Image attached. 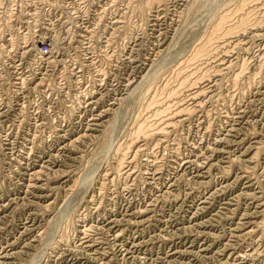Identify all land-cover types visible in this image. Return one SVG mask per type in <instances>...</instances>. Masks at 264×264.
<instances>
[{
  "label": "rangeland",
  "instance_id": "obj_1",
  "mask_svg": "<svg viewBox=\"0 0 264 264\" xmlns=\"http://www.w3.org/2000/svg\"><path fill=\"white\" fill-rule=\"evenodd\" d=\"M142 1L0 0V264H264V152L256 154L264 145V0H244L243 13L240 0H166L146 10ZM229 12L233 21L248 13L263 30L243 34L225 55L199 56ZM217 66L211 83L186 87L209 88L206 108L192 107L184 91L169 98L182 77L190 85ZM179 101L191 109L173 119L170 136L153 137L148 155L130 150L119 172L118 151L136 124H166Z\"/></svg>",
  "mask_w": 264,
  "mask_h": 264
},
{
  "label": "bare ground",
  "instance_id": "obj_2",
  "mask_svg": "<svg viewBox=\"0 0 264 264\" xmlns=\"http://www.w3.org/2000/svg\"><path fill=\"white\" fill-rule=\"evenodd\" d=\"M136 1V0H135ZM139 1V0H138ZM144 1V6H143V8L142 9H144L145 8V10H146V7H149V8H151L152 6H155L156 4H158L159 6L160 5H165V2H166V0H143ZM142 1V2H143ZM194 1V0H193ZM196 1V0H195ZM250 1V0H249ZM252 2H253V0H252ZM255 2V1H254ZM132 3V2H131ZM134 3H136V2H134ZM140 3H141V1H140ZM247 3H248V1L246 2V1H241L240 0V3L238 4V5H236L237 7L235 8L236 9V11L238 12V11H241V10H244L245 8L247 9V7H246V5H247ZM139 4V3H138ZM191 4V3H190ZM249 4V3H248ZM251 4V3H250ZM189 5V4H188ZM187 5V6H188ZM228 5V4H227ZM138 7H139V5H137ZM186 6V5H185ZM189 8H191V10H192V6L191 7H188V9ZM251 8V7H250ZM141 9V10H142ZM190 10V9H189ZM253 10V9H252ZM252 10H249L250 12L252 11ZM255 10V9H254ZM249 11H246V12H248L249 13ZM7 12V11H6ZM11 12V11H10ZM9 12V14H11ZM16 12V11H15ZM189 12V11H188ZM226 12V11H225ZM235 12V11H234ZM233 12V13H234ZM242 12V11H241ZM222 13V12H221ZM233 13H226V14H224V15H221V17H219L220 19H219V21H218V26L216 25L214 28H215V31L213 32V37L211 36L210 38H206L207 40H205V41H203V44L202 43H200V44H202L200 47H199V49L197 50V48H195L197 51H198V55L199 56H204L205 57V59L206 60H211L212 58H217L216 56L219 54V53H221V54H224L227 50H228V48L227 47H229L230 46V43L231 44H234L235 46H242L243 45V40H244V38H243V34H246V35H248L247 33H249V32H251V31H255V30H257V31H262L263 30V28H262V25H261V22H258L259 24H254L253 25V27H252V25H250L249 24V19H247V18H245L246 17V15H248V13H246V15H245V17H243V18H241V20H238L237 18V20L238 21H236V20H234V21H236V22H234L232 19H230L229 18V16L231 17V14L233 15ZM236 13V12H235ZM243 13V12H242ZM252 14L254 13V12H251ZM251 13H250V15H251ZM235 15V14H234ZM239 15H241V14H239ZM249 15V16H250ZM255 15V14H254ZM11 16V15H10ZM219 16V15H218ZM236 16V15H235ZM241 17H242V15H241ZM9 18V17H8ZM235 18V17H234ZM233 18V19H234ZM249 18V17H248ZM217 19V18H216ZM229 19L230 20H232L233 22H234V24H233V22H228L229 21ZM7 20V19H6ZM253 20H255V19H253ZM6 22V21H5ZM115 22H116V20H115ZM216 22V21H215ZM228 22V23H227ZM254 21H252V23H253ZM1 23V22H0ZM230 23H232L231 25H229ZM7 24V23H6ZM228 24V25H227ZM4 25V24H3ZM251 26V28H249ZM132 29V28H131ZM165 31V30H164ZM211 31H213V30H211ZM3 32V31H2ZM167 32V31H166ZM5 33V32H4ZM208 36L210 35V34H207ZM260 35V34H259ZM204 36H206V35H204ZM261 36V35H260ZM2 37V36H1ZM231 39H234V42H232L231 41ZM213 40H216L217 41V44L215 43V45H214V42H213ZM17 41V40H16ZM215 41V42H216ZM244 44H245V42H244ZM110 45V44H109ZM199 46V45H198ZM238 46V47H239ZM18 48V47H17ZM197 51L196 52H194V55L197 53ZM228 52V51H227ZM216 53V54H215ZM228 54V53H227ZM7 55H9V54H7ZM193 55V56H194ZM225 55V54H224ZM52 56V55H51ZM193 56H191V58L193 57ZM227 56V55H226ZM231 56V55H230ZM263 56H264V52H263ZM197 56H195L194 58H196ZM223 57V56H222ZM229 58V57H228ZM107 59V58H106ZM222 59V58H221ZM227 59V58H226ZM225 59V60H226ZM133 60V59H132ZM230 60V59H229ZM189 61V60H188ZM191 61H193V60H191ZM190 61V62H191ZM219 61V60H218ZM221 61V60H220ZM224 61V60H223ZM222 61V62H223ZM153 62V61H152ZM151 62V63H152ZM228 62V61H227ZM231 62H232V60H231ZM239 62H241V61H239ZM152 64H154V63H152ZM183 64V63H182ZM221 64V63H220ZM223 64H225V63H223ZM240 64V63H239ZM238 66V65H237ZM264 66V65H263ZM150 67V66H149ZM162 67V66H161ZM215 67H216V65H215ZM224 67H225V65H224ZM232 67V65H227V71H228V69H230ZM136 68V67H135ZM209 68H211V67H209ZM219 68H221V67H218L217 66V69L215 70H213L212 68L209 70V69H207L203 74H202V76L201 75H199V78H197V80H196V78H194L195 80L194 81H192L193 83L192 84H187V85H185L184 86V81L185 80H188V78H186L185 76L184 77H182V80H181V82H179V85L178 86H176L175 88H173L172 89V91L171 90H169V91H171L170 93H169V98H174V97H176V96H178L182 91H184V93L186 92L187 93V86H191V85H194V84H198V82H199V80H201V79H208V80H210V82H208V83H211V78H213L214 76L216 77V75H219ZM246 67H245V64H244V62L240 65V70L237 72V73H235V75L233 76V81H234V83L236 84V85H238V83L240 84V81H239V79H241V74H242V71H244V69H245ZM197 69V68H196ZM221 69H223V68H221ZM225 69H226V67H225ZM234 69V68H233ZM233 69H232V71H233ZM154 71V70H153ZM152 71V72H153ZM182 71V70H181ZM223 71V70H222ZM221 71V72H222ZM230 71H231V69H230ZM33 72V71H32ZM226 72V71H225ZM184 74V73H183ZM182 74V75H183ZM257 74V73H256ZM256 74H254V75H256ZM191 74H189V76H190ZM222 75V74H221ZM226 75V74H225ZM224 75V76H225ZM144 76V75H143ZM223 76V77H224ZM232 76V75H231ZM187 77H188V75H187ZM214 77V78H215ZM144 78H145V76H144ZM143 78V79H144ZM153 78H155V77H153ZM228 78H229V76H228ZM231 78V77H230ZM230 78H229V80H230ZM20 79V78H19ZM97 79V78H96ZM179 79V78H178ZM23 80H24V78H23ZM23 80L21 81V82H23ZM27 80V79H26ZM29 80V79H28ZM207 80V81H208ZM222 80V79H221ZM224 80V79H223ZM222 80V81H223ZM139 81V80H138ZM137 81V82H138ZM226 81V80H225ZM232 81V82H233ZM27 82V81H26ZM98 82H101V80H98ZM131 82H133V81H131ZM136 82V81H135ZM221 82V81H220ZM220 82H219V85H220ZM29 83V82H28ZM218 83V82H217ZM223 83H224V81H223ZM248 83H249V85H251L252 83H253V79H252V76H249V81H248ZM121 84V83H120ZM140 84V83H139ZM20 85V84H19ZM206 85V84H205ZM211 85V84H210ZM218 85V86H219ZM29 85H27V87H28ZM137 86H138V84L134 87V89L133 90H135L136 88H137ZM208 86V85H207ZM212 86V85H211ZM240 86V85H239ZM22 87V86H21ZM23 87H25V86H23ZM238 87V86H237ZM236 87V88H237ZM87 88V87H86ZM186 88V89H185ZM22 89V88H21ZM240 89V88H239ZM238 89V90H239ZM50 90V89H49ZM94 92V91H93ZM207 92H210L209 91V88L208 87H206V86H199L197 89H195V90H192V91H190V90H188V93H187V97H189L190 99L189 100H192V103L190 104V105H192V107H194L195 109H196V107H198L200 104V107L201 106H203L202 104V96L205 94V93H207ZM218 93V92H217ZM221 93V92H220ZM220 93H219V95H220ZM160 94V93H159ZM168 94V93H167ZM42 95V94H41ZM86 95H88V94H85V97L84 96H82L84 99H82L81 98V100H80V103L81 102H83L84 100H85V102H86ZM103 95H105V94H103ZM158 95V94H157ZM215 95V94H214ZM89 96H90V94H89ZM159 96V95H158ZM92 97V96H91ZM213 97V96H212ZM211 97V98H212ZM89 98V97H88ZM215 98V97H214ZM213 99V98H212ZM122 100V99H121ZM120 100V101H121ZM159 100V99H158ZM158 100H155L154 99V101L153 102H151L150 103V105H155V104H157V102H158ZM91 101V100H90ZM103 101V100H102ZM98 102V101H97ZM217 103V102H216ZM94 104V103H93ZM205 104V103H204ZM82 105V104H81ZM89 105V104H88ZM121 105V104H120ZM176 109H175V111H174V113H173V116H171L168 120H167V122H166V124H165V121L163 122V125H161V123H156L155 125H148V124H146L145 122H142V123H138V124H136L137 126L134 128L135 130H134V132H133V134H132V136L130 137V140L127 142V145L125 146V148H123L122 150H120V151H118V153H119V155L120 156H118V161H117V163H116V165L114 166L119 172H121L122 170H123V165H124V163H126V160L128 159L127 158V156H128V154H129V152H131V151H133V152H136L138 155H148L149 154V152H148V150H149V143L151 142V140H152V138L153 137H155V136H165V137H168V136H170V134L172 133V130H169V127H171V125L172 124H174V125H176L175 124V122L173 121V119L176 117V116H181V113H184L185 111H189L191 108H188V106H186L185 104H183L181 101H179V102H177V104H176ZM203 107H205V106H203ZM119 108H120V106H119ZM118 108V109H119ZM206 108V107H205ZM111 109V108H110ZM113 109V108H112ZM118 109H116V111L118 110ZM121 109V108H120ZM168 109L169 108H166L164 111L166 112V111H168ZM204 109V108H203ZM21 110V109H20ZM113 110H115V109H113ZM123 110V109H122ZM209 110V109H208ZM23 111V110H22ZM108 111H109V108H108ZM212 112V110H209V112ZM225 110H223V112H224ZM5 112V111H4ZM106 112V111H105ZM118 113H119V111H117ZM205 112V111H204ZM107 113V112H106ZM208 113V112H207ZM119 116V115H118ZM224 116V115H223ZM115 117V116H114ZM113 117V118H114ZM97 118H99V117H97ZM102 118V117H101ZM117 118V117H116ZM155 120V119H154ZM153 120V121H154ZM229 120V119H228ZM114 121V120H113ZM223 121V120H222ZM224 122H226V121H224ZM111 123H113V122H111ZM137 123V122H136ZM155 123V122H154ZM222 123V122H221ZM223 124V123H222ZM89 125V124H88ZM118 125V124H117ZM76 126V125H75ZM134 126H135V124H134ZM222 127H224V126H222ZM151 129H154V130H156V132L155 133H153L152 132V130ZM86 134V133H85ZM84 134V135H85ZM224 134V133H223ZM224 136V135H223ZM226 136V135H225ZM66 137V136H65ZM227 137V136H226ZM142 138H144L142 141H144L145 142V144L143 143V145H139V143H140V139H142ZM78 139V138H77ZM221 139V138H220ZM224 139V138H223ZM218 140H219V138H218ZM217 140V141H218ZM72 141V140H71ZM221 141H224V140H221ZM221 141H220V143H221ZM11 142V141H10ZM70 142V141H69ZM79 142V141H78ZM81 142H82V140H81ZM161 142H163V141H161ZM151 143H153V142H151ZM218 143V142H217ZM74 144V143H73ZM155 145L153 146V147H157L158 145H159V143H154ZM162 144V143H161ZM122 145V144H121ZM254 146V145H253ZM151 148V147H150ZM256 148V147H255ZM35 149V148H34ZM131 150V151H130ZM156 150V149H155ZM257 150H258V152H256V154H261V153H263L264 152V145L263 146H257ZM219 151V149L216 151V152H218ZM131 154V153H130ZM30 156V155H29ZM142 156V157H143ZM156 156V155H155ZM137 157V156H136ZM135 157V158H136ZM139 157V156H138ZM147 157V156H146ZM157 158V157H156ZM156 158H155V160H156ZM148 159V158H147ZM71 160H73V159H71ZM135 160H137V159H135ZM134 160V158H133V160L132 161H128L129 163H127L128 164V168L130 167V165L132 164V163H134V165H135V167H134V165H133V167L131 166L130 168H133L134 169V171H135V169L137 168V163L138 162H136ZM149 160V159H148ZM184 160V159H183ZM77 161V160H76ZM157 161V160H156ZM161 161V160H160ZM155 162V161H154ZM192 162H194V161H192ZM48 163V162H47ZM93 163V162H92ZM148 163V162H147ZM157 163V162H156ZM158 164V163H157ZM181 164V163H180ZM50 165V164H49ZM66 165V164H65ZM149 165V164H148ZM156 165V164H155ZM163 165H165V164H163ZM195 165V164H194ZM129 168V169H130ZM142 168V167H141ZM152 168V167H151ZM160 168V167H159ZM161 168H162V166H161ZM179 168H181V167H179ZM138 169V168H137ZM136 169V170H137ZM148 169V168H147ZM155 169H157V168H155ZM166 169V168H165ZM132 170V169H131ZM158 170V169H157ZM163 170H164V168H163ZM180 170V169H179ZM140 171V170H139ZM146 171V170H145ZM144 171V172H145ZM148 171V170H147ZM149 171H151V170H149ZM155 172H157L156 170H154ZM159 171V170H158ZM167 171V170H166ZM40 172H41V170H40ZM40 172H38V174L40 173ZM52 172V171H51ZM66 172V171H65ZM127 172V171H126ZM133 172V171H132ZM136 172V171H135ZM159 172H161V171H159ZM125 173V172H124ZM137 173V172H136ZM168 173H170V172H168ZM36 174V173H35ZM37 174V175H38ZM60 174V173H59ZM63 174H64V172H63ZM126 174H129V173H126ZM132 173L130 172V175H131ZM153 174V173H152ZM163 174V173H162ZM61 175V174H60ZM105 175H108V174H105ZM155 175V174H154ZM153 175V176H154ZM39 176H40V174H39ZM129 176V175H128ZM152 176V177H153ZM160 176V175H159ZM36 177V176H35ZM34 177V178H35ZM137 177V176H136ZM158 177V176H157ZM177 177V176H176ZM135 178V177H134ZM156 178V177H155ZM175 178V177H174ZM78 180V179H77ZM160 180V179H159ZM163 180V179H162ZM39 181H40V179H39ZM76 181V180H75ZM150 181V180H149ZM76 182H78V181H76ZM177 182V181H176ZM79 183V182H78ZM157 183V182H156ZM173 183V182H172ZM175 183V182H174ZM31 184V183H30ZM152 184V183H151ZM154 184V183H153ZM32 185V184H31ZM76 185V184H75ZM171 185V184H170ZM173 185V184H172ZM49 186V185H48ZM164 186V185H163ZM75 187V186H74ZM73 188V187H72ZM76 188V187H75ZM164 188H165V186H164ZM171 188V187H170ZM77 189V188H76ZM78 189H79V186H78ZM103 189V188H102ZM126 189V188H125ZM35 190V189H34ZM39 190V189H38ZM167 191H168V187H167ZM163 192H164V190H163ZM173 192V191H172ZM162 194V193H161ZM164 194V193H163ZM163 194H162V196H163ZM166 194V193H165ZM167 194H170L169 193V191L167 192ZM41 196H43L42 194H40ZM123 196H125V195H123ZM148 196V195H147ZM161 196V197H162ZM34 197H35V195H34ZM37 197V196H36ZM159 197V196H158ZM157 197V198H158ZM42 198V197H41ZM154 198H156V197H154ZM156 198V199H157ZM15 199V198H14ZM127 199V198H126ZM143 199H144V197H143ZM135 200V199H134ZM141 200V199H140ZM154 200V199H153ZM96 201V200H95ZM157 201H158V199H157ZM156 201V202H157ZM136 202V201H135ZM147 202V201H146ZM15 203V202H14ZM33 204H35L34 202H32ZM55 203V202H54ZM127 203V202H126ZM125 203V204H126ZM129 203V202H128ZM132 203V202H131ZM142 203V202H141ZM150 203V202H149ZM152 203V202H151ZM154 203L155 202H153V205H154ZM146 204V203H145ZM9 205V204H8ZM49 205V204H48ZM47 205V206H48ZM138 205V204H137ZM152 205V204H151ZM40 206H42V205H40ZM118 206V205H117ZM131 206V205H130ZM139 206V205H138ZM3 207H5V206H3ZM6 207H7V205H6ZM9 207V206H8ZM99 207V206H98ZM122 207H124L123 205H122ZM137 207V206H136ZM193 207V206H192ZM155 208V205H154V207L152 208V209H154ZM197 208V207H196ZM200 208V207H199ZM198 208V209H199ZM98 209V208H97ZM100 209H101V207H100ZM131 209V208H130ZM147 209V208H146ZM203 209V208H202ZM201 209V210H202ZM115 210V209H114ZM113 210V211H114ZM129 210V209H128ZM132 210V209H131ZM138 210V209H137ZM136 210V211H137ZM143 210H145V209H143ZM98 211H100V210H98ZM97 211V212H98ZM107 211V210H106ZM116 211V210H115ZM122 211V210H121ZM125 211V210H124ZM140 211H141V208H140ZM149 211V210H148ZM203 211H205V209L203 210ZM128 212V211H127ZM134 212V211H133ZM144 212V211H143ZM146 212V211H145ZM150 212V211H149ZM194 212V211H193ZM99 213V212H98ZM107 213V212H106ZM132 212H130V214H131ZM135 213V212H134ZM133 213V214H134ZM201 213V212H200ZM99 214H101V212L99 213ZM108 214V213H107ZM133 214H131L132 216H133ZM140 214H141V212H140ZM144 214V213H143ZM142 214V215H143ZM156 214V213H155ZM193 214V213H192ZM202 214V213H201ZM102 215V214H101ZM100 215V216H101ZM117 215V214H116ZM128 215V214H127ZM130 215V216H131ZM194 215H195V213H194ZM197 215H199V214H197ZM113 216H114V214H113ZM165 216V215H164ZM105 217V216H104ZM121 217V216H120ZM144 217V216H143ZM148 217V216H147ZM150 217V216H149ZM198 217V216H197ZM101 218H103V217H101ZM126 218V217H125ZM130 218V217H129ZM136 218V217H135ZM151 218V217H150ZM150 218H148V220L150 219ZM169 218H170V216H169ZM168 218V219H169ZM203 218V217H202ZM106 219V218H105ZM105 219H104V221H105ZM115 219V218H114ZM124 219V218H123ZM197 219V218H196ZM199 219V218H198ZM208 219V218H207ZM119 220H121V219H119ZM125 220V219H124ZM127 220V219H126ZM145 220V219H144ZM147 220V221H148ZM36 221V220H35ZM107 221V220H106ZM111 221V220H110ZM129 221V220H128ZM142 220H140V222H141ZM196 221V220H195ZM206 221H208V220H206ZM3 222V221H2ZM109 222V221H108ZM118 222V221H117ZM116 222V223H117ZM125 222V221H124ZM134 222V221H133ZM146 222V221H145ZM37 223V222H36ZM113 223V222H112ZM126 223V222H125ZM130 223H132V222H130ZM136 223H138V221L137 222H135V224ZM142 223V222H141ZM164 223V222H163ZM196 223H198V222H196ZM195 223V224H196ZM32 224V223H31ZM106 224V223H105ZM104 224V225H105ZM119 224V223H118ZM134 224V223H133ZM143 224V223H142ZM201 223H199V225H200ZM203 224H205V223H203ZM206 224H208V223H206ZM97 225V224H96ZM138 225V224H137ZM136 225V226H137ZM194 225V224H193ZM198 225V226H199ZM40 226V225H39ZM99 226V225H98ZM115 226V225H114ZM127 226V225H126ZM129 226V225H128ZM139 226V225H138ZM162 226V225H161ZM165 226V225H164ZM166 226H167V224H166ZM165 226V227H166ZM168 226H169V224H168ZM207 226V225H206ZM30 227V226H29ZM28 227V228H29ZM35 227V226H34ZM84 227H87V226H84ZM100 227H102V226H99V228ZM105 227H106V225H105ZM157 227V226H156ZM26 228H27V226H26ZM88 228H91V225H90V227H87V229ZM108 228V227H107ZM112 228H113V226H112ZM118 228H119V226H118ZM168 228V227H167ZM190 228V227H189ZM36 229V228H35ZM104 229H106V228H104ZM126 229V228H125ZM128 229H129V227H128ZM133 229H135V228H133ZM195 230H196V228H194ZM193 229V230H194ZM30 230V229H29ZM83 230H85V228L83 229ZM88 230H90V229H88ZM117 230V229H116ZM130 230V229H129ZM167 230V229H166ZM176 231H177V229H175ZM37 231V230H36ZM121 231V230H120ZM155 231V230H154ZM162 231V230H161ZM172 231V230H171ZM178 231H180V229L178 230ZM189 231V230H188ZM108 232V231H107ZM139 232V231H138ZM152 232V231H151ZM173 232V231H172ZM194 232V231H193ZM192 232V233H193ZM197 231H195V233H196ZM23 233V232H22ZM29 233H30V231H29ZM112 233V232H111ZM121 233H123V232H121ZM136 233V232H135ZM160 233V232H159ZM158 233V234H159ZM166 233H167V231H166ZM171 233V232H170ZM26 234V233H25ZM32 234V233H31ZM38 234V233H37ZM109 234H110V232H109ZM118 234V233H117ZM119 234H120V232H119ZM133 234V233H132ZM145 234V233H144ZM147 234V233H146ZM162 234V233H161ZM174 232H173V236H174ZM187 234V233H186ZM203 234H205L206 235V233H203ZM209 234V233H208ZM24 235V234H23ZM23 235H21V236H23ZM30 235V234H29ZM33 235V234H32ZM40 235V234H39ZM38 235V236H39ZM87 234L85 233V236H86ZM108 235V234H107ZM124 235V234H123ZM136 235V234H135ZM138 235V234H137ZM165 235V234H164ZM163 235V236H164ZM196 235V234H195ZM36 236V235H35ZM38 236H36V238L38 237ZM115 236V235H114ZM120 236V235H119ZM150 236V235H149ZM151 236H153V235H151ZM162 236V237H163ZM91 237H92V235H91ZM124 237V236H123ZM158 237V236H157ZM162 237H161V235H160V238L162 239ZM170 237V236H169ZM193 237V236H192ZM196 237V236H195ZM198 237V236H197ZM35 238V239H36ZM39 238V237H38ZM81 238V237H80ZM89 238V237H88ZM117 238V237H116ZM126 238V237H125ZM134 238H135V236H134ZM147 238H149L148 236H147ZM166 238V237H165ZM106 239H107V237H106ZM114 239V238H113ZM121 239V238H120ZM145 239V238H144ZM150 239V238H149ZM159 239V238H158ZM157 239V240H158ZM31 240V239H30ZM38 240V239H37ZM36 240V241H37ZM124 240V239H123ZM122 240V241H123ZM127 240V239H126ZM153 240V239H152ZM167 240V239H166ZM169 240H171V239H169ZM20 241V240H19ZM32 241V240H31ZM31 241H29V242H31ZM109 242H110V240H108ZM116 241V240H115ZM128 241H129V238H128ZM135 241V240H134ZM146 241V240H145ZM161 241V240H160ZM181 241H182V239H181ZM196 241V240H195ZM85 242V241H84ZM107 242V241H106ZM138 242V241H137ZM152 242V241H151ZM180 242V241H179ZM193 242V241H192ZM16 243V242H15ZM118 243V242H117ZM120 243H122V242H120ZM133 243V242H132ZM148 243H149V241H148ZM147 243V244H148ZM153 243H154V240H153ZM165 243V242H164ZM182 243V242H181ZM29 244H32V243H29ZM113 244V243H112ZM111 244V245H112ZM123 244V243H122ZM135 244V243H134ZM133 244V245H134ZM25 245H27V244H25ZM110 245V244H109ZM114 245V244H113ZM124 245V244H123ZM137 245H139L138 243H137ZM141 245H143V243H141ZM182 245H185V244H182ZM205 245V244H204ZM29 246V245H28ZM38 246V245H37ZM93 246V245H92ZM115 246V245H114ZM122 246V245H121ZM120 246V247H121ZM131 246V245H130ZM191 246V245H190ZM194 246V245H193ZM210 246V245H209ZM13 247V246H12ZM32 247V246H31ZM112 247V246H111ZM134 247V246H133ZM138 247V246H137ZM147 247V246H146ZM149 247V246H148ZM188 247V246H187ZM29 248V247H28ZM115 249H116V247H114ZM127 248V247H126ZM203 248V247H202ZM201 248V249H202ZM210 248V247H209ZM208 248V249H209ZM9 249V248H8ZM7 249V250H8ZM88 249V248H87ZM98 249V248H97ZM120 249V248H119ZM118 249V250H119ZM122 249V248H121ZM149 249V248H148ZM176 249H177V247H176ZM175 249V250H176ZM183 249V248H182ZM193 249V248H192ZM205 249H206V247H205ZM32 250V249H31ZM75 250V249H74ZM78 250V249H77ZM76 250V251H77ZM135 250V249H134ZM139 250V249H138ZM137 250V251H138ZM174 250V251H175ZM198 250V249H197ZM15 251H17V250H15ZM66 251H68V250H66ZM83 251V250H82ZM114 251V250H113ZM143 251V250H142ZM183 251V250H182ZM186 251V250H185ZM191 251V250H190ZM195 251V250H194ZM7 252V251H6ZM75 252V251H74ZM88 252V251H87ZM115 252V251H114ZM124 252V251H123ZM127 252V251H126ZM129 252V251H128ZM140 252V251H139ZM177 252H178V250H177ZM24 253H26V252H24ZM97 253V252H96ZM120 253V252H119ZM122 253V252H121ZM131 253V252H130ZM141 253V252H140ZM173 253V252H172ZM175 253V252H174ZM191 253V252H190ZM189 253V254H190ZM11 254V253H10ZM14 254V253H13ZM17 254V253H16ZM21 254V253H20ZM80 254V253H79ZM84 254V253H83ZM89 254V253H88ZM88 254H86L87 256H88ZM99 254H100V252H99ZM107 254V253H106ZM117 254V253H116ZM137 254H138V252H137ZM181 254V253H180ZM193 254V253H192ZM198 254V253H197ZM4 255V254H3ZM2 255V256H3ZM24 255V254H23ZM66 255V254H65ZM74 255H75V253H74ZM81 255V254H80ZM79 255V256H80ZM91 255V254H90ZM118 255V254H117ZM121 255V254H120ZM124 255V254H123ZM154 255V254H153ZM182 255V254H181ZM194 255V254H193ZM199 255V254H198ZM201 255V254H200ZM199 255V256H200ZM15 256V255H14ZM29 256V255H28ZM85 256V255H84ZM92 257H93V255H91ZM90 256V257H91ZM105 256V255H104ZM135 256V255H134ZM169 256V255H168ZM180 256V255H179ZM191 256V255H190ZM195 256H196V252H195ZM1 257V256H0ZM6 257V256H5ZM19 257V256H18ZM26 257V256H25ZM91 257V258H92ZM124 257H126V254H125V256H123V258ZM198 257V256H197ZM201 257V256H200ZM16 258V257H15ZM70 258H72L71 256H70ZM74 258V257H73ZM78 258H80V257H78ZM83 258V257H82ZM95 258H97V257H95ZM102 258V257H101ZM136 258H137V256H136ZM195 258V257H194ZM199 258V257H198ZM197 258V259H198ZM90 259V258H89ZM145 259V258H144ZM143 259V260H144ZM163 259V258H162ZM4 260V259H3ZM67 260V259H66ZM78 260V259H77ZM125 260V259H124ZM129 260V259H128ZM164 260V259H163ZM174 260V259H173ZM173 260H172V262H173ZM176 260V259H175ZM190 260V259H189ZM191 260H192V258H191ZM190 260V261H191ZM0 261H2V260H0ZM69 261V260H68ZM79 261V260H78ZM126 261V260H125ZM139 261V260H138ZM169 261V260H168ZM6 262V261H5ZM5 262L3 263V264H5ZM92 262H93V260H92ZM167 262V261H166ZM171 262V261H170ZM169 262V263H170ZM177 262V261H176ZM183 262V261H182ZM197 262V261H196ZM73 263H75V262H73ZM97 264L99 263V262H96ZM110 263V262H109ZM175 263V262H174ZM187 263V262H186ZM72 264V263H71ZM99 264H101V263H99ZM104 264V263H103ZM105 264H107V263H105ZM173 264V263H172ZM180 264H182L181 262H180ZM184 264V263H183Z\"/></svg>",
  "mask_w": 264,
  "mask_h": 264
},
{
  "label": "built area",
  "instance_id": "obj_3",
  "mask_svg": "<svg viewBox=\"0 0 264 264\" xmlns=\"http://www.w3.org/2000/svg\"><path fill=\"white\" fill-rule=\"evenodd\" d=\"M45 47H46V48H45V50H44V51H42V52H44V53L46 54V53H48V52H49V47H50V45H48V44H47Z\"/></svg>",
  "mask_w": 264,
  "mask_h": 264
}]
</instances>
